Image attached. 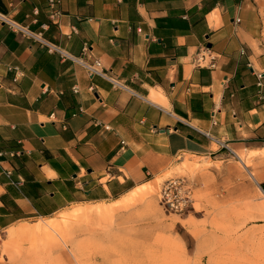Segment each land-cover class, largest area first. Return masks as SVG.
Returning a JSON list of instances; mask_svg holds the SVG:
<instances>
[{
	"label": "crops",
	"instance_id": "0c3cea01",
	"mask_svg": "<svg viewBox=\"0 0 264 264\" xmlns=\"http://www.w3.org/2000/svg\"><path fill=\"white\" fill-rule=\"evenodd\" d=\"M57 8L50 18L47 0H0L1 14L99 59L121 86L0 20V230L117 201L181 154L264 151V0Z\"/></svg>",
	"mask_w": 264,
	"mask_h": 264
},
{
	"label": "rangeland",
	"instance_id": "374dc122",
	"mask_svg": "<svg viewBox=\"0 0 264 264\" xmlns=\"http://www.w3.org/2000/svg\"><path fill=\"white\" fill-rule=\"evenodd\" d=\"M241 155L248 166L227 153L181 154L127 196L88 206L104 213L74 215L75 206L36 223H48L41 230H0V264H264V151ZM173 177L191 185L190 210L160 204L159 188Z\"/></svg>",
	"mask_w": 264,
	"mask_h": 264
},
{
	"label": "built area",
	"instance_id": "2783aa9c",
	"mask_svg": "<svg viewBox=\"0 0 264 264\" xmlns=\"http://www.w3.org/2000/svg\"><path fill=\"white\" fill-rule=\"evenodd\" d=\"M59 1L60 0H47L50 18H57L60 15V10L57 8ZM0 20L5 23L14 33H18L23 37L37 41L40 45L45 46L49 52L57 53L61 58H69L80 63L85 68L89 76L100 75L110 79L113 84L121 86V84L113 79L111 75H109L108 72L102 68L99 59L86 62L81 57L72 56L59 45L47 40L41 35V33L33 32L27 26L16 22L5 14L0 13ZM239 20V18H236V22H239ZM204 48L205 47H202L196 54L195 63L197 65H205V53L202 52ZM86 49L87 46H84L83 51ZM206 65L213 66L214 63L210 61L207 62ZM226 149L227 154L237 156V154L232 149L228 147H226ZM158 195L160 204L163 206V208L170 212L182 213L190 210L194 206L193 189L187 180L182 177H173L165 180L159 188Z\"/></svg>",
	"mask_w": 264,
	"mask_h": 264
},
{
	"label": "bare ground",
	"instance_id": "6f19581e",
	"mask_svg": "<svg viewBox=\"0 0 264 264\" xmlns=\"http://www.w3.org/2000/svg\"><path fill=\"white\" fill-rule=\"evenodd\" d=\"M237 157L241 163H243L245 166H248V164H246V162L244 163V161H243L244 157L240 153L239 154L237 153ZM249 174L255 180V182L258 183L257 175L250 170H249ZM106 209H107V207H102L100 205L95 206V207H83V208L81 207V208L74 209L71 214L80 215V216L99 215L101 213L106 212ZM47 225H48V223H40V224H35V225H25V226H22L20 229L29 230V231H36V230L44 229Z\"/></svg>",
	"mask_w": 264,
	"mask_h": 264
},
{
	"label": "trees",
	"instance_id": "16d2710c",
	"mask_svg": "<svg viewBox=\"0 0 264 264\" xmlns=\"http://www.w3.org/2000/svg\"><path fill=\"white\" fill-rule=\"evenodd\" d=\"M262 187H264V184H262Z\"/></svg>",
	"mask_w": 264,
	"mask_h": 264
}]
</instances>
